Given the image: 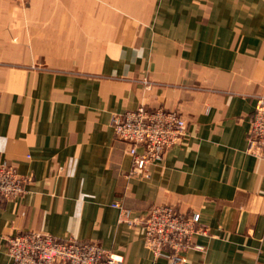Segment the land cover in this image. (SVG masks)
<instances>
[{
    "label": "crops",
    "instance_id": "1",
    "mask_svg": "<svg viewBox=\"0 0 264 264\" xmlns=\"http://www.w3.org/2000/svg\"><path fill=\"white\" fill-rule=\"evenodd\" d=\"M262 94L264 0H0V159L28 179L0 202V264L32 231L168 264L116 201L199 213L210 236L184 264H264V159L247 152ZM139 107L187 122L148 178L111 127Z\"/></svg>",
    "mask_w": 264,
    "mask_h": 264
},
{
    "label": "built area",
    "instance_id": "2",
    "mask_svg": "<svg viewBox=\"0 0 264 264\" xmlns=\"http://www.w3.org/2000/svg\"><path fill=\"white\" fill-rule=\"evenodd\" d=\"M111 127L119 141L130 145L135 177L148 178L150 165L160 163L165 151L187 135L185 118L178 111L167 109L139 107L114 115ZM247 146L250 155L264 159V94L257 97ZM27 183L14 164L0 159V202L22 197ZM113 206L120 212L119 222L142 228L145 247L168 264H184L186 253L202 249L194 239L210 236L199 213L183 214L171 204L155 206L143 215L134 214L121 201ZM7 254L14 264H126L122 256L97 243L80 242L73 237L59 239L36 231L8 237Z\"/></svg>",
    "mask_w": 264,
    "mask_h": 264
},
{
    "label": "rangeland",
    "instance_id": "3",
    "mask_svg": "<svg viewBox=\"0 0 264 264\" xmlns=\"http://www.w3.org/2000/svg\"><path fill=\"white\" fill-rule=\"evenodd\" d=\"M24 1V3H26L28 0H23Z\"/></svg>",
    "mask_w": 264,
    "mask_h": 264
}]
</instances>
